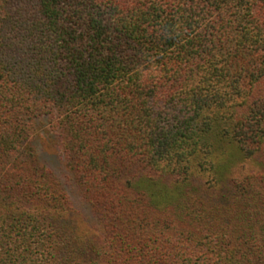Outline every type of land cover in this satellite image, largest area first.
<instances>
[{"label":"trees","instance_id":"1","mask_svg":"<svg viewBox=\"0 0 264 264\" xmlns=\"http://www.w3.org/2000/svg\"><path fill=\"white\" fill-rule=\"evenodd\" d=\"M0 264H264V0H0Z\"/></svg>","mask_w":264,"mask_h":264},{"label":"rangeland","instance_id":"2","mask_svg":"<svg viewBox=\"0 0 264 264\" xmlns=\"http://www.w3.org/2000/svg\"><path fill=\"white\" fill-rule=\"evenodd\" d=\"M39 134L42 136V147L45 150V158L47 160V163L49 164L51 169L55 171L58 177L65 179V177L69 175V171L64 165L61 150H59L57 144H55V137H53L54 135L50 131L47 123L40 125Z\"/></svg>","mask_w":264,"mask_h":264}]
</instances>
